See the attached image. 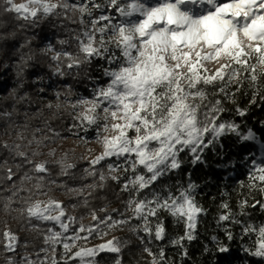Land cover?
<instances>
[{
	"label": "snow or ice",
	"instance_id": "1",
	"mask_svg": "<svg viewBox=\"0 0 264 264\" xmlns=\"http://www.w3.org/2000/svg\"><path fill=\"white\" fill-rule=\"evenodd\" d=\"M0 15H10L21 29L55 30V42L41 37L47 43L39 55L47 58L51 77L85 83L87 95L65 83L54 90L58 103L47 107L53 118L70 117L67 131L82 142L94 133L101 149L78 170L77 161L50 147L61 134L47 120L30 130L13 119L15 105L0 108V134L20 133L18 142L0 140V204L9 215L19 205L12 219L31 234L22 240L3 222V264H125L133 241L114 234L125 229L139 242L144 264H173L165 240L183 261L185 242L197 239L208 209L197 201L200 185L190 174L186 185L177 181L174 188L165 180L187 157L193 166L206 164L208 151L219 157L218 167L243 169L245 178L235 181V209L231 193L221 191L226 198L215 223L224 240L213 235V247L204 251L230 254L238 240L239 251L253 258L243 264H264V220L254 218L257 209L264 216V120L259 130L246 122L252 107H264V0H0ZM3 27L0 21V52L16 36L4 35ZM34 39L12 44L19 58L11 65L17 86L9 97L17 103L30 100L27 92L18 93L38 67ZM9 67L4 63L0 70V91ZM43 80L37 76L32 83ZM45 92L41 87L38 94ZM241 96H250L246 106ZM225 139L243 153L238 160L218 151ZM110 181L118 199L127 194L123 212L109 210L108 203L94 206L107 200L99 193ZM54 191L68 200L50 195ZM81 209L85 215L77 214ZM168 218L183 226L182 235L169 238Z\"/></svg>",
	"mask_w": 264,
	"mask_h": 264
},
{
	"label": "trees",
	"instance_id": "2",
	"mask_svg": "<svg viewBox=\"0 0 264 264\" xmlns=\"http://www.w3.org/2000/svg\"><path fill=\"white\" fill-rule=\"evenodd\" d=\"M0 21L3 22V34L8 35L11 32H15L16 36L14 40L8 42L6 46V50L4 52H0V58L4 59L9 65V69L7 72L4 73L2 88L3 90L0 91V108H5L8 111H12L13 105H15L16 112L13 115V119L18 123L23 125L27 122L30 125L31 129L42 128L44 121L47 120L49 124L56 129V131L60 132L61 136H67L70 133L67 131V128L72 123L70 117L62 116L60 118H53L51 110L48 107L44 106L41 103L39 98V89L41 87H46L45 84L43 86H39L36 83L33 84L32 80L36 79L37 76H43L44 79L51 77V72L48 69L49 62L47 61L46 57H42L39 55L38 48L41 47L47 40L42 42L41 37L47 36L48 39L55 42V32L48 25L41 26V28L36 29H21L19 27L18 21L12 19L10 15H0ZM37 35V39L31 41V50L35 51L38 56V67L36 70L32 71L31 75L25 81V88L21 89L18 95H24L25 92L28 93L30 100H25L23 102L17 103L16 100H13L9 97V93L12 91L13 87L17 86V81L15 77V73L12 70L11 65H13L19 58V54L15 53V49L12 47V44H15L16 47H19L20 44L24 43L26 39L30 38L33 35ZM58 35H62L59 34ZM22 51L27 52L29 49L25 48ZM11 57V59H9ZM52 78V77H51ZM65 83L71 84L75 91L79 92L80 94H87V90L85 88V83H76L73 81L71 77H65L61 80L58 77H53L52 84L54 85V89L63 90V85ZM40 87V88H39ZM46 97L49 99L54 98V94L50 92L49 88L46 87ZM86 92V93H85ZM5 97H8L5 99ZM250 96L239 97V103L241 106H246ZM232 107L231 105H228ZM43 112V115H39L40 112ZM63 111V109H61ZM225 118H232L230 114H226ZM237 122H240L241 118L235 117ZM260 120H264V107L254 106L252 107L248 117L246 118V122L248 126H253L257 130H259L258 122ZM3 132V129H0V133ZM16 133L19 134V131L12 132L11 136H5L0 134V140H9L15 141L13 135ZM37 135V133H36ZM224 147L223 149H218V151L225 153L229 156V158L233 161L238 160V158L243 155V153L239 152L238 146L235 145L233 140L225 139L223 141ZM252 151L257 154L256 147L254 146ZM206 164H197L193 166L190 163V159L186 160L185 164L183 165L182 169L179 173L172 175L170 178L165 180L166 183L169 185L174 186L176 182L179 181L183 184H187L189 179V174L191 180L196 182L200 187L196 191V199L197 201L203 205L208 212L206 215L201 217V222L198 225L197 229V239L188 243L187 241L186 246L188 248V257L184 258L181 261L179 255V249L172 247L171 245H167L166 247V257L170 258L173 264H235L238 263L240 260L238 256L239 251V241L231 242L232 252L230 254H216V253H206L204 251L205 245L209 246V248L213 247L211 237L213 235L219 236L222 240H224L223 233L219 231L216 227V215L218 211V205L220 204L222 199L226 197H221V191H227L231 193V200L230 204L235 209L237 195L233 191L235 188V181L237 179H244V170L243 169H236L232 171L231 169H225L222 166L218 167L220 164L219 157L215 155L213 152L208 151L205 153ZM81 168V167H78ZM80 170V169H78ZM233 172V177H225L229 172ZM119 191L117 185L113 182H109V187L104 191L99 193V195L106 196L107 200H95L94 206L100 207L103 206L105 203H108L109 209L111 208H118L121 210L122 203L121 199H126L127 194H123L119 199L117 198L116 193ZM61 192V191H54ZM63 193V192H62ZM4 195H7L5 193ZM68 200V197L66 196ZM15 211L9 215L3 210V205L0 204V233H2L5 229V224L3 223L7 220V227H10L21 237L23 240L26 237H30V233L24 232L20 230V225L18 221L12 219V216L18 214L20 206L14 205ZM78 215H85V210L81 209L77 211ZM254 218L257 220H261L264 216L260 215L258 209L254 213ZM238 231V229H237ZM225 243H228L225 240ZM0 264H3V257L0 256ZM254 264V261H253Z\"/></svg>",
	"mask_w": 264,
	"mask_h": 264
},
{
	"label": "rangeland",
	"instance_id": "3",
	"mask_svg": "<svg viewBox=\"0 0 264 264\" xmlns=\"http://www.w3.org/2000/svg\"><path fill=\"white\" fill-rule=\"evenodd\" d=\"M14 2L15 3H21V2H23V0H14ZM147 2H152V0H147ZM45 43H47V42H45ZM43 46H44V44L38 48V52L40 51V48H42ZM4 63H7V62L4 59L0 58V70L3 69ZM209 67L214 68L215 65H210ZM48 69H49V67H48ZM52 79H53V77L51 79L47 78V79H44L43 81H38L36 84L39 86H43L45 84V86L49 88L50 92L54 94L55 89H54V85L52 84ZM82 95H85V94H82ZM39 98H40L41 103L44 104V106H46V107L49 103H51L53 105L58 103L55 96L53 99H49L48 97H46L45 93L39 94ZM81 135H84V134L81 133ZM42 136H43V133L37 132V138L38 139L42 138ZM93 137H94V133L88 134L86 136L88 143H84L80 139H78L76 136H74L70 133L69 135H67L65 137L61 136V139H57L54 144H50V147L55 148L57 156H61V155L66 154L67 159L69 161H77V168L81 167L78 169H80L82 171V169L87 166V158L90 155H94L101 150L100 146L95 143ZM13 138L15 141L18 142L19 141V134L16 133L15 135H13ZM256 150H257V155H259L260 149H258L257 146H256ZM45 151H47V149H45ZM44 158H47L49 160L53 159V157H44ZM189 159L191 160V157H187V160H189ZM233 176H234L233 172L231 171L225 177H233ZM90 182H91L90 180L85 181V183H90ZM50 195L55 196L57 199L67 200L66 196L62 192H55L54 194L50 193ZM120 211L121 212L124 211L123 204H122ZM88 219H90V217H86L83 222L87 223ZM261 220H264V218ZM167 226H168L169 238L183 234V226L174 225L171 221V218H168ZM114 234L124 236L125 238H130L133 241V244L130 246L131 252H128V251L125 252V264H136L137 260L140 261V264H144V260H141L139 254H138L139 250H140V245H139V242L136 240V238L134 236H132L130 233H128L127 229H125L124 232H116ZM107 238H110V236L106 237V239ZM101 242L102 241H100V240H94L93 241V243H101ZM163 243L165 245H168L167 240H165ZM154 250H156V249L154 248ZM238 256H239L240 260L238 261V263H235V264H243L245 259H249V260L253 259L250 257L246 258L240 251H238ZM145 259H148V258L145 256Z\"/></svg>",
	"mask_w": 264,
	"mask_h": 264
}]
</instances>
